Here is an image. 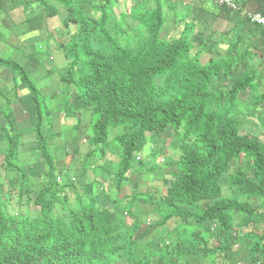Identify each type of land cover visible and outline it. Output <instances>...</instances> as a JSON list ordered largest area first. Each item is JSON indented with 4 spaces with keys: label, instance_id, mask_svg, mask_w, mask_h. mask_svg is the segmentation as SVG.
I'll return each instance as SVG.
<instances>
[{
    "label": "trees",
    "instance_id": "obj_1",
    "mask_svg": "<svg viewBox=\"0 0 264 264\" xmlns=\"http://www.w3.org/2000/svg\"><path fill=\"white\" fill-rule=\"evenodd\" d=\"M34 1L44 12L56 4ZM55 1L70 16L59 32L65 35L56 40L67 53V71L60 81L92 110V150L86 160L99 149L102 158L107 153L116 156L119 169L112 185L120 191L133 163L141 159L148 136L171 129L179 141L178 157L167 162L174 167L167 200L156 204L164 215L160 225L176 217L183 229L169 243L153 247L145 232L137 234V216L102 208L95 196L82 199L83 188L77 191L72 177L58 179L59 158L42 131L51 125L56 108L46 102L23 61L10 54L0 56V67L31 94L34 142L45 171L30 175L20 162L23 134L15 118L16 84L0 100V168L5 172L0 183H6L9 202L19 208L12 212L0 192V264H157L158 259L177 264L188 254L217 258L218 252L236 244H246L252 264L259 263L264 234L251 229L264 222V212L257 207L264 202V140L248 133L245 124L264 108V71L255 66L260 53L252 38L240 33L232 48L216 57L220 41L198 37L194 23L176 25L174 36H164L166 0H136L134 5L124 0L119 6L120 0ZM6 3L13 8L25 0ZM215 5L264 32L245 14ZM256 11L264 15L263 8ZM120 127L110 152L104 147L109 129ZM35 176L40 177L37 186ZM237 218L241 229L248 227L246 233L237 227ZM185 225L195 226V231ZM211 235L216 247L203 245L210 243Z\"/></svg>",
    "mask_w": 264,
    "mask_h": 264
},
{
    "label": "crops",
    "instance_id": "obj_2",
    "mask_svg": "<svg viewBox=\"0 0 264 264\" xmlns=\"http://www.w3.org/2000/svg\"><path fill=\"white\" fill-rule=\"evenodd\" d=\"M53 1L56 4L51 5L46 13L34 0H25L24 5L13 7V10H9L11 7L6 3V0H0V32L3 36V40L0 39V56H4V54L22 48V53L17 52L14 56L23 61L28 73L33 76L36 82L38 81L42 85L41 90H43L46 96H49L48 101L55 98V86L60 83V79L55 72L59 70V72L65 73L67 69V61L65 58L67 53L64 48L61 49L59 47L56 40H59L65 35H60L59 32L65 30V25L68 23L70 17L57 1ZM123 1L124 0H120L118 6L121 3L123 4ZM127 1L128 4L133 1L132 4L134 5L136 0ZM234 1L242 4L244 9L250 11H256L260 8L264 9V0ZM166 2L169 4L166 21L168 31L166 32H177L175 29L176 25L184 26L187 22L194 23L196 24V33L198 37L207 38L213 36V40L220 41L216 57L226 54L232 48L238 35L244 33V35L252 38V44L256 48V51L260 53L255 60V66L262 67L264 71V32L258 31L254 26L251 27L246 20H244V17H234L232 13L230 14L223 9H219L215 5L216 3L214 0H166ZM54 5L56 7H54ZM42 39H48L49 43L52 42V48L59 49L58 57L60 63L57 64L56 69L51 62L55 61L53 51L45 56L46 59L50 61L47 62L49 63L48 66L45 62L34 61L37 60V56L40 54L37 51V44L38 41ZM16 84L10 72L0 67V100L4 99V95L7 96L6 94L12 93ZM65 91L66 90L63 91L62 95H59L60 98L55 103L56 111L51 116V125H47L44 129V136L50 147L54 148L59 158L57 161V170H62V177L58 179L62 180L66 175L72 177L73 182L76 184L75 186L78 188L77 191L83 188L86 192L85 195L84 191L81 190L80 194L82 199H87V196H95L97 204L102 208H107L112 211L121 209L124 212H128L130 215L137 216L140 222V229L137 234L145 232V240L152 243L153 247L159 248L161 241L162 244L163 241L169 243L171 239L176 237V234H180L182 229L180 230V228L176 226L177 222L172 221H169L164 226L160 225L164 215L156 203H158L160 199L167 200L166 188L171 184L173 179L172 174L174 172V167L169 166L167 162L178 157L179 141L176 136L173 135L174 137H172L169 132L166 133L165 138L159 137L158 134L155 133L149 135L148 145L144 150L148 153L149 157H145L144 154L140 155L141 159L139 158L134 162L133 169L129 173L128 178L122 183V189L118 191L112 185L114 174L117 172V170L114 169V165H116L115 162H117V158H115L114 155L107 153V155L102 158L96 154L89 161V166L85 167L87 155L92 149L86 146L88 144V137L82 133L84 129L89 126L92 110L90 107L82 104L83 108L81 107L78 112L76 110V113L78 114L80 112V114L65 113L63 108L68 104L70 96L73 98L75 97L73 94L66 97L64 94ZM260 91H264V81L261 83ZM2 92H4V94H2ZM19 103L25 107L24 109H26L25 111L28 114L30 111L32 112L31 94L20 82L17 84V99L14 104L16 105ZM50 104L53 103L50 102ZM58 107L60 108L59 110ZM14 109L16 110L15 106ZM29 119L32 121L31 132H26L27 127H25V125L23 127L24 129L20 128L23 134V141L24 143L30 144L31 150H27V148L23 147L20 151L34 153L35 156L39 158V160H35L32 155L34 162L44 165L43 163L41 164V159L37 152V143L34 142L33 115H30ZM256 120L259 126L257 127L258 130H252L251 125ZM69 125L72 127H80L82 135L79 137L77 145L75 142L67 140V135H65V137L62 135V127ZM245 130L251 135H258L264 140V108L247 120ZM60 135L64 138L60 137L58 139ZM101 147L102 146L99 148ZM154 151L158 152V162L156 163H160V165H156L151 161ZM77 153L78 155H76ZM161 158L166 159L165 164L160 161ZM145 163L147 164L145 165ZM153 166H156V168H152ZM30 167L33 169V166ZM79 187H81V189ZM68 192L73 200L72 202H75L76 198L73 192L70 190H68ZM259 203L257 207H260L262 212H264V202ZM236 221L240 231L246 233L248 227L243 226L244 228L241 229L242 223L240 219L237 218ZM214 228L213 230L218 229L215 225ZM160 231L163 233L166 232L167 236H162V232L160 233ZM251 231L258 236H262L264 234V222L260 221L255 223ZM258 236L256 237L258 238ZM214 237L213 235L210 236L209 244L211 247L217 246V241ZM256 237L252 242H255L257 239ZM182 240L184 242V251L186 254V245L189 240L188 236H183ZM216 256L217 258L201 256L199 259L197 256L195 257V254H188L186 258L178 259L177 264L253 263L250 258V250L246 244H236L232 246L230 250L222 253L218 252ZM157 264H164V260L158 259ZM257 264H264V258Z\"/></svg>",
    "mask_w": 264,
    "mask_h": 264
},
{
    "label": "rangeland",
    "instance_id": "obj_3",
    "mask_svg": "<svg viewBox=\"0 0 264 264\" xmlns=\"http://www.w3.org/2000/svg\"><path fill=\"white\" fill-rule=\"evenodd\" d=\"M9 6H10V4H8ZM59 5H61L60 3H59ZM130 5V4H129ZM11 8H9V10L11 9V10H13V8H12V6H10ZM120 10H121V7H120ZM67 12V11H66ZM76 26H72V29L73 28H75ZM167 27H168V25H167ZM167 27H166V30H165V32H164V36H170V35H175L176 34V32H166V31H168V29H167ZM166 33H167V35H166ZM54 48H52V42L51 43H49L48 42V39H42L41 41H38V44H37V51L40 53L38 56H37V58H39V60L40 61H42V62H45L46 63V65L48 66V64L49 63H47V62H50V61H48L47 59H46V57L45 56H47V54H49L51 51H53V53H54V55H55V61L53 62V61H51L52 62V64L54 65V67H55V69H56V66H57V64L58 63H60V59H59V57H58V52H59V49H54ZM17 52H19V53H22V48H20L19 50H16V51H12V52H9V54H4V56H9L10 54L12 55V57H14V55L15 54H17ZM55 69H53V70H55ZM66 71H67V69H66ZM55 73H57V77L60 79V76H62V75H66V72L65 73H61V72H59V70H57ZM77 74H79V70H77ZM75 77H76V75H75ZM61 83V84H60ZM60 83L59 84H57L55 87H56V93H55V98H53V99H51L49 102H51V103H53L54 104V106H55V103H56V101L60 98V94L62 95V93H63V91L64 90H66L65 91V95H66V97L67 96H69L70 94H72L73 93V91H72V88H66L65 87V85H64V83H62L61 81H60ZM36 86H38L39 88H42V85L37 81L36 82ZM23 87H24V85H23ZM25 88H26V86H25ZM63 88V89H62ZM43 94H44V92H43ZM48 98H49V96H46V102H47V100H48ZM70 102H71V104H70ZM73 103H75V104H73ZM82 104H84L82 101H81V99H79L78 97L77 98H73L72 96H70V99L68 100V104L63 108L64 109V111H65V113H68V114H70V113H73V114H77L76 113V110H77V112L79 111V109L82 107L83 108V106H82ZM87 106V105H86ZM15 108H16V110H15V112L17 113L16 114V116H15V118H16V120L18 121L19 120V125H20V127L22 128V129H24L23 127H24V125H25V127H27V129H26V132H31V124H32V121H30V115H32V112L30 111L29 112V114L25 111L26 109H24L25 107L22 105V104H16L15 105ZM55 108H56V106H55ZM78 114H80V112L78 113ZM77 114V115H78ZM78 119H79V117H78ZM80 120V119H79ZM91 120H92V113H91ZM91 120H90V122H89V126H88V128H86V129H84V131H83V133L80 131V127H72V126H63L62 127V129H61V131H62V135L65 137V135H67V140H69V141H72V142H75V144L77 145L78 143V139H79V137L83 134V135H86L88 138L87 139H89V136H91L92 135V133H93V125L91 124ZM1 122H3L2 120H1ZM257 127H259L258 126V122H257V120L256 121H254L253 122V124L251 125V129L253 130V129H257ZM20 128V129H21ZM44 129H45V127L43 128V134H45L44 133ZM169 131V133L171 134V136L172 137H174L173 136V134L171 133V129H168ZM258 130V129H257ZM60 131V132H61ZM59 132V133H60ZM122 132V129H121V127L120 128H117V129H109V137H108V141H107V144L104 146L105 147V149H107L108 151H114V148H113V144H114V142H115V140H116V136L117 135H119L120 133ZM82 133V134H81ZM62 135H60V136H58V139L60 138V137H62V138H64ZM2 136V135H1ZM51 136V135H50ZM158 136L159 137H162V138H165L166 137V133L164 132V133H162V134H158ZM2 139H3V137H2ZM178 140V139H177ZM88 143V144H87ZM87 143H83V144H87L86 146H89V140H88V142ZM23 147L24 148H27V150H31L30 149V144L29 143H24V141L22 140V143L20 144V148L19 149H23ZM83 147H85V146H83ZM91 147H93V146H91ZM100 150V149H99ZM98 150V151H99ZM97 151V154H98V156L100 157L101 156V152L99 151L98 152ZM21 152V151H20ZM63 152V151H62ZM154 153V155H152V160L151 161H153V163H155L156 165H160V163H156V162H158L157 161V158H158V152L157 151H154L153 152ZM143 154H144V156L145 157H149V155H148V153L146 152V151H144L143 152ZM32 155H33V158L35 159V160H39V158L37 157V156H35V154L33 153H31V152H22L21 153V155H20V162H22V163H24V164H28V166H27V170L29 171V174L31 175V174H34V175H36L37 173H43L44 171H45V165H40V164H33L32 162H33V158H32ZM37 158V159H36ZM115 158H117L116 156H115ZM86 162V165H85V167H87V166H89V158L85 161ZM146 162H148V161H146ZM116 163V165H114V169L115 170H118L119 169V167H118V165H117V162H115ZM143 163V162H142ZM141 163V164H142ZM41 164H42V161H41ZM134 164V163H133ZM147 163H145V165H146ZM145 165H143V166H145ZM30 166H33L32 168L33 169H31V167ZM47 169V168H46ZM87 169V168H86ZM4 170L2 169V168H0V182H1V177L4 175ZM8 176L10 177L11 176V174H8ZM35 179V185L37 186V184H39V179H40V177H37V176H35L34 177ZM32 180V179H31ZM112 190H114V189H112ZM0 192L2 193V196L4 197V199L9 203L8 204V206H10V209H11V211L12 212H17V211H19V208H18V206L16 207V206H14V204L15 203H12V202H9V196L6 194V183H0ZM115 192V191H114ZM16 200V199H15ZM15 200L13 201V202H15ZM10 204H12V205H10ZM125 207H127V206H125ZM130 207V206H129ZM38 209L39 208H37V207H35V206H31L30 207V210L31 211H38ZM237 220V219H236ZM170 222L172 221V222H177L176 224V226H178L179 228H180V230L181 229H183V227L181 226V222H180V220L178 219V218H176V217H172L170 220H169ZM236 223H237V221H236ZM166 228V227H165ZM184 228H186V229H188V230H190V232H194L195 231V226H189V225H185L184 226ZM162 231H160V233H161ZM161 235L162 236H167V233L165 232V233H161ZM257 240H258V238H257ZM203 245H207L208 247H211V245L209 244V243H207V244H205L204 242H203ZM213 256H211V258H212ZM214 258V257H213ZM205 259V258H204ZM205 261H206V259H205Z\"/></svg>",
    "mask_w": 264,
    "mask_h": 264
},
{
    "label": "built area",
    "instance_id": "obj_4",
    "mask_svg": "<svg viewBox=\"0 0 264 264\" xmlns=\"http://www.w3.org/2000/svg\"><path fill=\"white\" fill-rule=\"evenodd\" d=\"M214 2L217 5L220 6H226L230 9H232L235 12H241L245 14V16L248 18V20L255 25H258L260 27H264V15L257 11H250L248 9H244L243 5L240 3H237L234 0H214ZM165 159H162V162H164Z\"/></svg>",
    "mask_w": 264,
    "mask_h": 264
},
{
    "label": "clouds",
    "instance_id": "obj_5",
    "mask_svg": "<svg viewBox=\"0 0 264 264\" xmlns=\"http://www.w3.org/2000/svg\"><path fill=\"white\" fill-rule=\"evenodd\" d=\"M101 146H103V145H101ZM102 148V147H101ZM140 157H137V160L139 159ZM162 159H165V158H161V162H162ZM166 160V159H165ZM165 162V161H164ZM164 162H162V163H164ZM25 166H28V164H25ZM126 213V212H125ZM125 215H127V214H125Z\"/></svg>",
    "mask_w": 264,
    "mask_h": 264
}]
</instances>
